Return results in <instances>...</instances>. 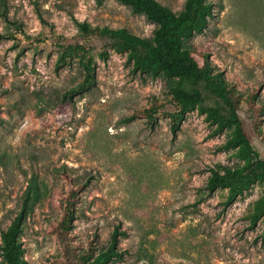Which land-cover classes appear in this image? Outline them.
Instances as JSON below:
<instances>
[{
  "label": "rangeland",
  "instance_id": "374dc122",
  "mask_svg": "<svg viewBox=\"0 0 264 264\" xmlns=\"http://www.w3.org/2000/svg\"><path fill=\"white\" fill-rule=\"evenodd\" d=\"M0 0V245L1 232L22 212L26 264H56L62 246L51 227L70 179L82 188L74 241L97 252L119 231L122 255L112 264H264V221L250 213L262 195L257 182L230 206L228 190L206 189L211 168L242 161L223 147L231 128L214 125L197 108L175 134L172 104L154 124L128 117L154 97L166 101L175 80L133 71L127 53L95 37L87 45L95 80L81 88L79 59L57 66L58 37L81 34L79 24L125 27L152 38L156 23L119 0ZM179 13L185 0H158ZM204 32L184 45L205 52L215 71L245 98L257 88L264 104V0H208ZM82 40V37L79 38ZM107 50L104 59L101 51ZM252 132L249 105L240 109ZM259 129L264 134L263 121ZM3 258L0 248V264Z\"/></svg>",
  "mask_w": 264,
  "mask_h": 264
},
{
  "label": "trees",
  "instance_id": "16d2710c",
  "mask_svg": "<svg viewBox=\"0 0 264 264\" xmlns=\"http://www.w3.org/2000/svg\"><path fill=\"white\" fill-rule=\"evenodd\" d=\"M102 3L104 0H97ZM134 12L143 13L156 23L152 38L141 37L125 27H93L87 22L79 24L81 34L76 37H58L57 48L61 51L57 66L79 59L85 70L81 88H88L95 80L94 61L88 53L87 45L95 37L108 40L109 46L116 51L127 53L134 72L148 74L152 77L174 79L170 87L171 96L162 101L157 97L146 107L136 109L128 119L145 117L154 124L156 116L172 104L176 110L170 113L171 128L176 134L186 114L198 109L214 125L213 134L231 128V135L223 147L234 150L242 162L234 165H220V169L211 168L206 183L210 194L218 188L228 190L225 205H232L239 196L257 182L264 185V158L255 149L249 130L240 116L243 102L249 105L252 119V132L264 139L259 129L263 121L264 104L256 103L258 89L254 88L243 98L234 85L227 82L224 73L215 71L208 55L194 46L184 45L185 38L204 32L209 17L213 15V4L208 0H185L183 9L177 13L158 0H119ZM6 5V1L2 0ZM82 37V40L79 38ZM107 59V50L101 51ZM82 188L70 179L66 180V192L62 193L64 206L58 221L52 224V231L62 246V255L56 264H112L114 258L122 255L118 249L119 231L114 230L110 243L97 252L95 242L90 240L87 249L79 251L81 244L74 241L72 227L76 219V206L80 200ZM23 213L20 212L11 224L1 232V264H26L23 243L19 239L22 232ZM264 221V188L262 195L255 201L250 213L251 226Z\"/></svg>",
  "mask_w": 264,
  "mask_h": 264
}]
</instances>
